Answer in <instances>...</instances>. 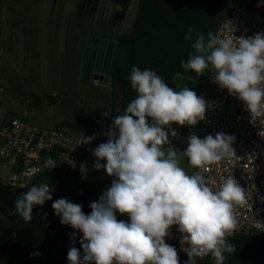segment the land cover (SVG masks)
<instances>
[{"label":"clouds","instance_id":"obj_1","mask_svg":"<svg viewBox=\"0 0 264 264\" xmlns=\"http://www.w3.org/2000/svg\"><path fill=\"white\" fill-rule=\"evenodd\" d=\"M193 32L190 28L185 39L193 40ZM191 47L194 52L181 61L182 68L197 75L210 68L212 82L238 97L252 119L264 117V33L236 37L233 32H208L206 38L197 32ZM129 80L137 95L114 118L107 142L93 152L95 168H103L116 179L98 202L91 203L90 214L66 198L52 204L61 224L83 234V259L72 247L69 264H179L176 248L165 242L171 238L173 226L181 234L186 264L209 256L213 264H224L225 254L236 252L228 238L238 226L235 208L247 202L246 191L233 176L214 187L216 181L200 172L188 174L180 160L186 157L190 166L200 170L230 160L236 157L235 137L190 135L184 152L172 147L165 150L170 143L166 129L171 130L173 124L195 126L205 119L207 102L186 87L179 91L169 87L151 69L133 66ZM170 134L177 135L175 130ZM93 139L95 136H83L81 143ZM56 166L52 158L45 162L47 168ZM52 191L48 183L31 186L16 199V213L31 222L34 206L52 200ZM117 212L127 214L130 222L117 220Z\"/></svg>","mask_w":264,"mask_h":264},{"label":"rangeland","instance_id":"obj_2","mask_svg":"<svg viewBox=\"0 0 264 264\" xmlns=\"http://www.w3.org/2000/svg\"><path fill=\"white\" fill-rule=\"evenodd\" d=\"M139 0H131L124 12L106 0H0V123L15 116L31 125L52 129L70 120L75 110L83 114L81 134L95 136L88 143L80 174L88 181L111 186L115 177L101 168L93 155L94 143H106L105 127L110 121L109 83L89 80L84 72L86 57L100 37H117L132 28ZM118 46L116 47V54ZM189 88L178 79L174 88ZM205 87V86H204ZM198 96L205 98V88ZM107 113V116L104 115ZM168 147L184 152L190 135L200 131L195 126L173 124ZM106 164V161H100ZM188 174H194L186 157L180 160ZM7 170L0 168V177ZM171 238L179 264L188 260L180 244L181 234L173 226Z\"/></svg>","mask_w":264,"mask_h":264},{"label":"trees","instance_id":"obj_3","mask_svg":"<svg viewBox=\"0 0 264 264\" xmlns=\"http://www.w3.org/2000/svg\"><path fill=\"white\" fill-rule=\"evenodd\" d=\"M127 12L131 0H106ZM232 0H139L132 28L120 34L116 41L115 55L107 82L110 85V121L126 111L127 105L137 93L131 88L129 76L133 66L141 70L155 71L169 87L174 88L178 79L188 83L190 90L199 94L202 75L185 70L181 61H186L194 52L195 33L216 30L226 15ZM194 29L193 40L185 39L189 29ZM83 114L75 110L70 120L57 127H70L80 131ZM7 120V118H6ZM101 143H94L97 147ZM85 145H88L85 144ZM81 166L74 174L77 194L52 195V200L43 206H34L33 219L25 222L15 211V201L27 190L0 184V264H69L68 251L76 247L81 259L83 234L70 225L61 224L52 204L61 198L82 205L83 212L90 214L91 203L98 202L108 189L100 181H88L80 174ZM116 179V178H115ZM117 220L130 222L127 214L116 213ZM236 246V252L226 255L224 264H264V235L233 234L228 238ZM167 243V241L165 240ZM168 244V243H167ZM38 253L39 255H32ZM187 262V261H186ZM186 264V263H185ZM196 264H213L211 256Z\"/></svg>","mask_w":264,"mask_h":264},{"label":"built area","instance_id":"obj_4","mask_svg":"<svg viewBox=\"0 0 264 264\" xmlns=\"http://www.w3.org/2000/svg\"><path fill=\"white\" fill-rule=\"evenodd\" d=\"M250 37L264 33V0H232L216 33ZM213 71L207 69L202 81L208 107L199 122L198 136L224 133L235 137L234 158L195 168L218 187L224 178H233L246 191L247 202L237 206L238 226L233 234L264 235V117L252 119L247 106L226 89L212 82ZM205 86V87H204ZM110 130L105 127L103 133ZM80 131L70 127L46 129L31 125L15 116L0 123V168L7 175L0 184L28 190L33 185L48 183L54 195H75L74 174L82 165L87 147ZM81 143V144H80ZM48 158L56 162L45 167Z\"/></svg>","mask_w":264,"mask_h":264},{"label":"flooded vegetation","instance_id":"obj_5","mask_svg":"<svg viewBox=\"0 0 264 264\" xmlns=\"http://www.w3.org/2000/svg\"><path fill=\"white\" fill-rule=\"evenodd\" d=\"M110 41H114L116 42V45L114 47L113 50H111V47L109 45ZM116 47H117V41L113 40L109 37H100L98 40H96L95 45L93 47V50L91 51V53H89L86 57V60L84 62V72L87 75V78L89 80H91V78H93L96 82L100 81V78L98 77L97 79L94 78L95 73H94V69H95V65L98 59V54H99V50L100 48L102 49V52L100 54V69H101V73L103 70H105L108 62L110 64V69H111V65L113 62V59L116 55ZM110 73V71H109ZM109 75V74H108ZM108 75H106L104 77L103 81L100 82H104L107 81V77Z\"/></svg>","mask_w":264,"mask_h":264},{"label":"water","instance_id":"obj_6","mask_svg":"<svg viewBox=\"0 0 264 264\" xmlns=\"http://www.w3.org/2000/svg\"><path fill=\"white\" fill-rule=\"evenodd\" d=\"M109 45L111 47V50H113L114 47H115V45H116V42L110 41L109 42ZM101 52H102V49L100 48L99 54H98V59H97V62H96V65H95V69H94V73H95L94 78L97 79L99 77L100 78V81H103L104 80V77L109 74L110 64L108 62L105 70H103L102 73H101V69H100V65H99L100 64L99 62H100V54H101Z\"/></svg>","mask_w":264,"mask_h":264},{"label":"crops","instance_id":"obj_7","mask_svg":"<svg viewBox=\"0 0 264 264\" xmlns=\"http://www.w3.org/2000/svg\"><path fill=\"white\" fill-rule=\"evenodd\" d=\"M3 185V184H2ZM106 186H107V184H106ZM107 188H109L108 186H107ZM0 216L2 217V214L0 213Z\"/></svg>","mask_w":264,"mask_h":264}]
</instances>
